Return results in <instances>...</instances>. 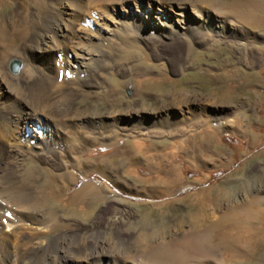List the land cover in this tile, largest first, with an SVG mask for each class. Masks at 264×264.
Wrapping results in <instances>:
<instances>
[{
	"label": "rangeland",
	"instance_id": "1",
	"mask_svg": "<svg viewBox=\"0 0 264 264\" xmlns=\"http://www.w3.org/2000/svg\"><path fill=\"white\" fill-rule=\"evenodd\" d=\"M14 1L10 0L13 5L0 9V21L8 20V14H17L19 8ZM197 1L202 8L213 2L217 14L234 19L258 41L249 45L246 41L204 43L197 39L190 45L185 40L156 43L148 38L145 45L140 44L146 56L132 50L122 52L119 57L115 54L103 58L94 77L99 85L91 88L81 81L65 79L61 74L65 64L62 55L49 51L44 56L38 52L32 56L29 46L21 43L28 42L27 36L13 37L15 33L10 29L12 33L0 35V72L14 94L12 100L32 103L34 108L56 118L88 111L94 116L107 113L123 116L128 121L135 108H168L175 118L173 125L135 126L133 132L120 130L129 126L123 122L117 125L119 128L108 125L103 132L81 129L83 134L96 136L99 142L75 154L74 159L90 168L123 173L132 191L123 185L115 186L94 169L74 171L71 167L74 160L68 155L73 138L56 137V151L39 157L52 163L60 155L61 164L79 177L60 194L70 197L82 183L89 181L104 184L120 198L119 202L100 203L95 196L86 197L84 203L74 206L62 198L59 210L65 216L67 229L74 227L82 236L103 234L113 246L110 249L128 251L132 258L147 264H264V239L253 234V239L248 240L250 229L237 233L229 229L240 237L234 239L233 233L227 242L218 240L213 230H204L211 228L208 223L215 222L232 205L245 203L249 195L262 198L260 208L264 210V28L247 23L237 12L226 9V3L234 0ZM21 2L25 7L43 0ZM127 52L132 53L129 56ZM16 53L27 57L29 65L20 77L10 78L5 58ZM249 61L255 66L250 67ZM222 68L237 69L236 75L222 78L218 75ZM225 89L231 93L223 96ZM58 105H62V111H55ZM216 109H222L219 121L212 116ZM185 113L187 122L180 120ZM1 121L0 141L7 144L13 130L6 120ZM69 126L66 129L71 135L74 127ZM206 130L215 136L202 137ZM167 172L177 175V181L169 183V191L165 190ZM242 195L247 199L238 203ZM255 216L252 223L264 227V217ZM13 237L0 235V240L6 244L11 241L7 246L12 249L16 243ZM191 240L195 250L189 244ZM182 245L190 248L184 258L170 250Z\"/></svg>",
	"mask_w": 264,
	"mask_h": 264
},
{
	"label": "bare ground",
	"instance_id": "2",
	"mask_svg": "<svg viewBox=\"0 0 264 264\" xmlns=\"http://www.w3.org/2000/svg\"><path fill=\"white\" fill-rule=\"evenodd\" d=\"M15 1L19 8L17 14H8V20L0 21V35H6L11 32L10 29L15 33L13 37L26 35L28 42H18L22 41L23 46H29L32 56H37V52L39 56H44L49 51L62 55L65 64L61 74L65 79L81 81V84L91 88L99 85L94 77L99 72L98 65L103 62V58L115 54L119 57L122 52L132 50L145 55V48L142 49L140 44L145 45L148 38L156 43L185 40L190 45L197 39H202L204 43L215 40L246 41L249 45L258 41L246 29H241L234 19L217 14L213 10L216 5L211 1L206 8H202L197 0H43L40 4L25 7L21 0ZM13 4L10 0H0V9ZM225 7L233 13L237 12L241 20L264 28V0H234L226 3ZM14 18L18 19L14 21ZM127 54L124 55L127 57ZM5 59L10 78L20 77L28 69L27 57H22L19 53ZM13 61L19 63L16 72L9 68ZM247 63L250 67L255 66L253 61ZM236 70L222 68L218 75L222 78L232 77L236 75ZM4 76L0 72V121L6 120L13 131H10L11 134L8 132L12 139L7 144L0 141V235L4 238L14 236L16 243L9 249L7 244L11 241L6 244L0 240V264H147L132 258L128 251L126 254L125 250L122 252L110 249L113 246L110 247L108 241L101 236L103 234L86 233V236H82L80 232L73 230L74 227L67 229L65 216L59 210L62 198L68 199L71 206L84 203L86 197L92 196L100 203L109 200L119 202L120 198L112 194L104 184L89 181L82 183L70 197L60 194L61 190L69 189L70 185L75 184L79 177L76 172H69L66 165L61 164L60 155L57 162L55 160L52 163L39 156L56 151V137H72L73 145L70 146L68 155L74 160L71 163L74 171L85 168L86 172L94 169L110 179L115 186L122 188L123 185L132 191L133 187L123 173L90 168L74 159L75 154L81 153L87 147L92 148L99 142L95 139L96 136L83 134L81 129L90 128L101 132L108 125L119 128L117 125L123 122L129 126H123L120 130L133 132L132 127L135 126L157 127L159 123L173 125L176 121L172 111L168 108H135L131 110L132 118L128 121L123 116L114 117L110 113L94 116L91 112L88 114V111L79 114L65 113L58 119L43 109L34 108L32 103L12 100L14 94ZM226 92L231 93L229 89H225L222 95L226 96ZM61 106H55V111L59 112ZM221 110L216 109L213 112L212 116L217 121L220 119ZM187 119L186 113L180 118L185 122ZM67 126L74 127L71 135ZM6 127L7 130V124ZM214 136L212 131L206 130L202 137ZM176 181L177 175L167 172L168 183L165 190L169 191V183L174 184ZM249 196L245 203L232 205L215 222L208 223L211 228L204 230H213L217 239L223 242H227L233 233L234 239L240 237V234L235 235L229 229H234L236 233L242 229H250L248 240L253 239V234L264 239V227H256L252 223L255 215L256 218L264 217V210L260 208L263 200L256 194ZM239 197L238 203L247 199L245 195ZM189 244L194 249V241L192 243L191 240ZM189 249L182 245L181 248L170 250L172 253L179 252V256L184 258L187 257Z\"/></svg>",
	"mask_w": 264,
	"mask_h": 264
},
{
	"label": "water",
	"instance_id": "3",
	"mask_svg": "<svg viewBox=\"0 0 264 264\" xmlns=\"http://www.w3.org/2000/svg\"><path fill=\"white\" fill-rule=\"evenodd\" d=\"M18 65H19L18 62L13 61V62L10 64V68H11V70H14V71H15V70L18 68Z\"/></svg>",
	"mask_w": 264,
	"mask_h": 264
}]
</instances>
